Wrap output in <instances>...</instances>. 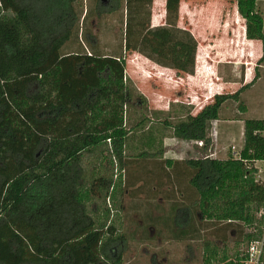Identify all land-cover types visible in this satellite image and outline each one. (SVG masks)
I'll return each instance as SVG.
<instances>
[{
    "label": "trees",
    "instance_id": "obj_1",
    "mask_svg": "<svg viewBox=\"0 0 264 264\" xmlns=\"http://www.w3.org/2000/svg\"><path fill=\"white\" fill-rule=\"evenodd\" d=\"M81 1L0 0V264H123L127 237L116 213L135 181L132 170L163 159L157 135L166 131L202 143L203 157L185 161L195 194L190 203L201 220L242 224L253 230L244 235L248 243L263 239L264 184L252 164L264 160V137L256 134L264 120H244L241 155L251 168L211 157L208 136L223 106L239 103L260 79L258 68L237 92L216 95L197 115L187 109L156 129L142 115L146 101L129 87L124 61L99 54L96 36L84 31L87 17L76 12ZM108 1L96 7L98 19L124 11V0ZM235 1L246 38L264 50L261 0ZM79 38L80 50L67 54ZM129 108L136 111L131 121ZM239 109L244 114L245 103ZM162 164L170 175L183 161H166L172 171ZM199 228L194 218L183 238Z\"/></svg>",
    "mask_w": 264,
    "mask_h": 264
},
{
    "label": "rangeland",
    "instance_id": "obj_2",
    "mask_svg": "<svg viewBox=\"0 0 264 264\" xmlns=\"http://www.w3.org/2000/svg\"><path fill=\"white\" fill-rule=\"evenodd\" d=\"M124 1L125 8L122 14H111L101 19L96 17V7L99 4L108 5V0H82L76 5V12L82 19L87 17L84 21V31L96 36V48L99 54L119 57L124 61L126 81L128 80L127 83L133 94L145 99L147 112L142 115H147V121L152 122L156 129H161L164 121L177 122L178 117L185 115L187 109H191L192 115H197L205 106L214 102L216 95L237 92L247 81V74L254 78L256 68L260 77L262 73V81L242 94L239 103L227 102L221 113L222 121L212 122L208 128V136L213 144L210 149L211 157L228 159L231 157L233 146L242 149L241 127L238 122H234L245 117L262 118L257 117L256 114L264 110V70L261 68L264 59L259 62L263 54L256 61L251 59L249 63H245L233 54H228L227 50L217 51L223 48V44H233L227 40V34L222 33L220 25H216L214 31L207 37L194 34L190 29H183L184 21H187L183 16V0ZM234 5L229 3L220 7L219 19L231 14L238 17ZM257 7L264 20V1L259 2ZM185 31L188 32L189 38L188 44H184L185 49H183V41L187 40L183 34ZM230 39L238 41L239 34L234 33ZM78 41L69 44L65 52L68 54L79 51L80 38ZM186 47L194 50L192 56L190 49ZM260 48L251 45V50L256 54L260 52ZM226 54L228 59L225 58ZM240 103H245L249 107L248 113L244 116L239 109ZM154 109L160 114H152ZM135 112L133 108L127 110L130 121L134 119ZM149 122L147 124L151 126ZM129 123L131 122H128L126 127L128 130L132 128L129 127ZM157 136L158 140L162 141L163 159L150 160L144 163L142 168L147 170L156 166L157 169L163 163V166L172 171L174 166L168 167L166 161H183L176 174L179 176L183 174V200L190 204L195 194L192 190V194L189 195L190 169L185 165V161L203 157L201 147L194 141L173 138L169 131L163 135L158 133ZM127 154H132V151ZM135 158L132 157V161ZM259 166L264 167V163H260ZM132 172V175H136L137 171L132 170ZM115 174H119L116 169ZM260 182L264 184V178ZM123 205V212L116 213L120 217L121 228L127 237L123 264H152L153 253H158L159 256L169 254L172 264H205L208 256L211 264L236 262L242 264L246 259L250 244L245 240L244 235L253 230L242 224L228 226L210 221L203 223L198 232L184 237L187 239L183 238V250L179 245L167 244L163 241L157 251L151 248L150 252L145 254L142 247H148L149 242L143 246L137 244L138 220L134 218L133 207L129 205L127 199ZM225 227H228L225 229L226 240L222 244L216 240L222 238L218 235L221 236L220 232ZM229 230H234L233 234ZM262 231L264 235V224ZM167 235L168 233L165 234L166 237ZM237 255L241 260H238Z\"/></svg>",
    "mask_w": 264,
    "mask_h": 264
},
{
    "label": "flooded vegetation",
    "instance_id": "obj_3",
    "mask_svg": "<svg viewBox=\"0 0 264 264\" xmlns=\"http://www.w3.org/2000/svg\"><path fill=\"white\" fill-rule=\"evenodd\" d=\"M138 171L135 181L126 190L127 202L133 207L134 218L138 220L137 244L143 246L149 242L148 247H142L145 254L150 252L151 248L157 251L163 241L167 244L179 245L183 250V231L192 224L194 218L197 226L201 227L204 223L198 211L192 207L193 205L183 200V174H181L182 177L179 174L166 175L159 167L155 170L152 167L147 170L139 168ZM188 190L189 195L192 194L193 188L190 182ZM221 224L233 226L229 223ZM227 228L220 232L221 236H218L222 238H217L216 241L225 243ZM229 231H232V234L234 232V230ZM166 233L168 237L165 236ZM153 254L152 264H172L169 254L163 256H159L158 253Z\"/></svg>",
    "mask_w": 264,
    "mask_h": 264
},
{
    "label": "crops",
    "instance_id": "obj_4",
    "mask_svg": "<svg viewBox=\"0 0 264 264\" xmlns=\"http://www.w3.org/2000/svg\"><path fill=\"white\" fill-rule=\"evenodd\" d=\"M264 0L258 1L257 5L259 2H263ZM229 3H234L236 10H237V4L235 0H183V16L187 21H184L185 23L183 24V29H190L192 30L191 32L197 35H204V37H207L208 35L211 34L212 31H214V28L216 25H220V30L224 35L227 34V40L229 42H233V44H223V48L217 49V51H222L225 52L227 50L228 54H233V56H236V58H239L240 61H245V63H249L251 59L253 60H258L259 56L262 54L264 55V50H263V43L258 40H248L246 38V25H245V20L242 19L238 12L237 16L234 14H231L230 16L219 19V14L218 11L220 10V7H223L225 4ZM217 4V5H213ZM212 5V7H210ZM216 10V12H215ZM226 11V10H225ZM224 12V10H223ZM213 20V22H211ZM189 24V25H188ZM236 24V25H235ZM188 25V26H187ZM237 27V28H236ZM234 33L239 34V40L237 41L236 39H233V41L230 39L232 35L234 36ZM183 34H185V38L188 39V32L185 31ZM184 40V39H183ZM187 42V41H186ZM238 43V44H237ZM251 45H256L260 46V52L256 54V52H253L251 50ZM227 48V49H226ZM262 55V56H263ZM227 54L225 55V58H227ZM231 56V55H230ZM261 58V57H260ZM228 59V58H227ZM262 70H264V65H262ZM247 81H245L244 85L250 83L253 79L251 75L247 74ZM262 81V73L260 79L248 90L254 88L257 83ZM243 85V86H244ZM242 87V86H241ZM246 90V91H248ZM245 91V92H246ZM243 92L242 94H244ZM246 109L247 111L243 114L248 113L249 107L247 104ZM225 106V105H224ZM223 106V107H224ZM223 110V108H222ZM221 110V113H222ZM155 111V109H154ZM262 111V112H261ZM259 111L256 116L257 117H262V118H242L241 120H236L234 123L238 122L240 124V131H241V140H243V130H244V120L246 119H253V120H264V110ZM221 113H220V120L221 122ZM136 117V116H135ZM134 117V118H135ZM218 121H215L216 123ZM158 127V126H157ZM216 155V154H215ZM262 178H264V173L261 175Z\"/></svg>",
    "mask_w": 264,
    "mask_h": 264
},
{
    "label": "built area",
    "instance_id": "obj_5",
    "mask_svg": "<svg viewBox=\"0 0 264 264\" xmlns=\"http://www.w3.org/2000/svg\"><path fill=\"white\" fill-rule=\"evenodd\" d=\"M257 135H260L264 137V131H260L256 133ZM201 146L202 143H199ZM242 149H237L236 146H233L231 148V157L235 160H243L241 155ZM244 164L247 166V168H251L250 162L244 161ZM264 163V160H256L253 161V167L258 170V175L256 180L260 182L262 178V174L264 173V167H260L259 164ZM261 183V182H260ZM249 251L247 253L246 259L242 262V264H261L262 263V256L264 252V238L260 241H253L249 243Z\"/></svg>",
    "mask_w": 264,
    "mask_h": 264
}]
</instances>
